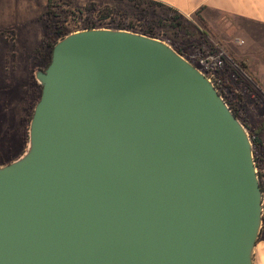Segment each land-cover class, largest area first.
I'll list each match as a JSON object with an SVG mask.
<instances>
[{
	"label": "water",
	"instance_id": "obj_1",
	"mask_svg": "<svg viewBox=\"0 0 264 264\" xmlns=\"http://www.w3.org/2000/svg\"><path fill=\"white\" fill-rule=\"evenodd\" d=\"M35 79L27 148L0 165V264H255L253 142L170 42L78 29Z\"/></svg>",
	"mask_w": 264,
	"mask_h": 264
},
{
	"label": "rangeland",
	"instance_id": "obj_2",
	"mask_svg": "<svg viewBox=\"0 0 264 264\" xmlns=\"http://www.w3.org/2000/svg\"><path fill=\"white\" fill-rule=\"evenodd\" d=\"M49 3L52 14L45 19L42 40L22 60L25 74L11 80L15 90L7 86L5 90L4 78L0 77V165L27 148L29 122L41 96L32 70L49 65L52 43L89 24L150 30L181 50L196 66L199 53L218 45L227 57L219 75L221 83L215 87L227 103H238L241 122L250 124V118L264 120V24L225 15L220 26L210 27L195 15H182L177 20L183 26L192 21L201 32L183 38L184 33L179 30L182 39L177 40L163 26L172 23V17L179 15L177 11L149 0H49ZM107 11L111 15L105 18ZM43 26L41 23L40 27ZM195 29L191 27L192 31ZM259 164L257 171L264 175V157Z\"/></svg>",
	"mask_w": 264,
	"mask_h": 264
},
{
	"label": "crops",
	"instance_id": "obj_3",
	"mask_svg": "<svg viewBox=\"0 0 264 264\" xmlns=\"http://www.w3.org/2000/svg\"><path fill=\"white\" fill-rule=\"evenodd\" d=\"M158 1L172 6L185 17H191L197 9L202 7L201 15L210 27L220 26L221 18L225 15L264 24V0ZM48 3L49 0H0V77L4 78L5 90L6 86L15 90L12 78L25 74L22 60L27 57V54L33 53L42 40L45 28L43 13ZM41 23L43 27H40ZM7 32L14 34V42L9 41ZM37 69L42 68L32 70L34 77ZM22 153L21 151L16 158ZM255 264H264V222L261 236L255 247Z\"/></svg>",
	"mask_w": 264,
	"mask_h": 264
},
{
	"label": "trees",
	"instance_id": "obj_4",
	"mask_svg": "<svg viewBox=\"0 0 264 264\" xmlns=\"http://www.w3.org/2000/svg\"><path fill=\"white\" fill-rule=\"evenodd\" d=\"M52 0H50L51 2ZM155 3H158L160 5H164V6H168L169 8L177 11V13L179 14L178 16L172 17L173 21L170 24H163V26L166 28V32L170 35L173 36L175 39L177 40H181L182 38L179 37L178 35V31L182 30L184 33V37L183 38H187L189 36L192 35H196L197 32H201V29L199 27H197L192 21H189L188 26H183L182 25V21L181 20H177L179 16H182L183 14H181L177 9L173 8L172 6L162 2V1H158V0H149ZM201 10L202 7L197 9L195 11V16L201 21V23H205L203 16L201 15ZM52 14L51 11V4L49 3V7L48 9L43 13V19H47V17H50V15ZM111 15L110 11H107L104 14V17H108ZM184 16V15H183ZM97 25L95 24H89L86 25L84 28L86 27H96ZM106 27V26H105ZM191 27L196 28L195 31L191 30ZM114 28H126V29H130V30H134L132 27L129 26H115ZM134 31H138L141 33H145L148 35H152V36H156V37H160L159 34H155L150 30L147 29H143V30H134ZM161 38V37H160ZM164 40H166L165 38H162ZM54 43H52V47H53ZM174 46V45H173ZM175 47V46H174ZM180 53L181 50H179L178 48H176ZM230 108L233 110V112L236 114V116L238 118H240L239 115V107H238V103L236 104H231L228 103ZM243 124L245 125V127L247 128L249 135L251 137V140L253 142V150H254V159L256 162V165L259 167L260 166V160L263 159L264 157V152L261 154V151H264V120H259V119H254V118H250L249 123L242 121ZM260 178H261V187H262V191L264 192V175L259 173Z\"/></svg>",
	"mask_w": 264,
	"mask_h": 264
},
{
	"label": "built area",
	"instance_id": "obj_5",
	"mask_svg": "<svg viewBox=\"0 0 264 264\" xmlns=\"http://www.w3.org/2000/svg\"><path fill=\"white\" fill-rule=\"evenodd\" d=\"M9 41L15 40V36L12 32L6 34ZM226 53L224 49L218 45L211 46L210 48L202 51L198 55V68L215 84L219 86L221 83L220 73L225 67Z\"/></svg>",
	"mask_w": 264,
	"mask_h": 264
}]
</instances>
